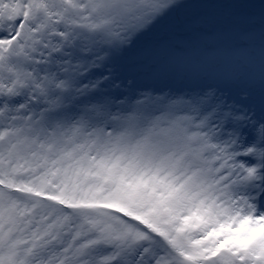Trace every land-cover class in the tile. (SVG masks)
I'll return each instance as SVG.
<instances>
[{
    "label": "snow or ice",
    "instance_id": "snow-or-ice-1",
    "mask_svg": "<svg viewBox=\"0 0 264 264\" xmlns=\"http://www.w3.org/2000/svg\"><path fill=\"white\" fill-rule=\"evenodd\" d=\"M0 264H264V0H0Z\"/></svg>",
    "mask_w": 264,
    "mask_h": 264
}]
</instances>
